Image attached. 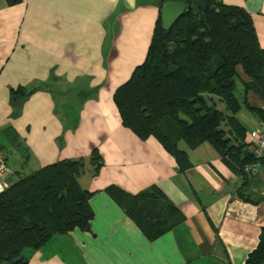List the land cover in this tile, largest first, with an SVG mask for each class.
I'll return each instance as SVG.
<instances>
[{
	"label": "crops",
	"instance_id": "1",
	"mask_svg": "<svg viewBox=\"0 0 264 264\" xmlns=\"http://www.w3.org/2000/svg\"><path fill=\"white\" fill-rule=\"evenodd\" d=\"M213 1L245 10L264 50V0ZM159 16V0H0V153L10 171L5 183L82 159L86 168L78 183L92 193L89 230L25 249L28 264H242L256 247L264 222V158L243 188L244 196L258 200L255 205L237 198L241 178L210 145L190 150L179 142L190 163L180 171L154 137L140 140L121 124L114 91L144 61ZM236 71L241 97L234 96L253 115L243 124L241 109L237 114L252 153L264 120L250 109L264 116V103L244 92L247 78L240 67ZM15 91L23 96L14 98ZM93 150L102 161L96 176L88 164ZM151 187L183 216L154 240L107 193L115 188L135 196Z\"/></svg>",
	"mask_w": 264,
	"mask_h": 264
},
{
	"label": "trees",
	"instance_id": "2",
	"mask_svg": "<svg viewBox=\"0 0 264 264\" xmlns=\"http://www.w3.org/2000/svg\"><path fill=\"white\" fill-rule=\"evenodd\" d=\"M5 1L8 5L20 2ZM159 2L160 9L165 2H182L186 10L165 30L159 16L144 61L114 91L121 124L140 140L154 137L180 171L190 163L178 148L179 142L190 150L210 145L241 178L237 198L256 205L258 200L243 195L250 176L244 169L262 159L255 158L244 142L245 128L237 119L241 105L234 96L236 68L240 67L247 78L244 92L264 103V50L259 47L251 18L241 8L213 0ZM12 96L19 98L23 93L15 91ZM213 97L223 104L224 111L216 108ZM250 111L264 120L259 110ZM88 164L96 176L102 167L96 150ZM85 168L82 159L63 160L7 185L0 193V264H28L25 249L39 250L55 235L89 230L92 193L78 183ZM107 193L149 240L183 220L156 187L135 196L115 188ZM242 264H264V222L256 247Z\"/></svg>",
	"mask_w": 264,
	"mask_h": 264
},
{
	"label": "built area",
	"instance_id": "3",
	"mask_svg": "<svg viewBox=\"0 0 264 264\" xmlns=\"http://www.w3.org/2000/svg\"><path fill=\"white\" fill-rule=\"evenodd\" d=\"M252 154L255 156V158H264V124H262L259 128L257 140L253 148ZM244 171L248 175H253L258 171V164L247 166L245 167ZM9 173L10 171L6 166L4 159L0 153V193H2L7 187V184L5 183V178L9 175Z\"/></svg>",
	"mask_w": 264,
	"mask_h": 264
},
{
	"label": "water",
	"instance_id": "4",
	"mask_svg": "<svg viewBox=\"0 0 264 264\" xmlns=\"http://www.w3.org/2000/svg\"><path fill=\"white\" fill-rule=\"evenodd\" d=\"M185 10L182 2H165L160 9L161 28L168 29Z\"/></svg>",
	"mask_w": 264,
	"mask_h": 264
},
{
	"label": "rangeland",
	"instance_id": "5",
	"mask_svg": "<svg viewBox=\"0 0 264 264\" xmlns=\"http://www.w3.org/2000/svg\"><path fill=\"white\" fill-rule=\"evenodd\" d=\"M241 77H243L242 75H241ZM235 92H236V96L238 97V98H240L241 97V95L239 96V94H240V91H238V89H236L235 90ZM243 95V94H242ZM239 100H242V98L241 99H239ZM223 107V104L222 105H220L219 106V108L222 110V111H224V109L222 108ZM216 108H217V106H216ZM221 111V112H222ZM250 118V119H252L253 118V115H251L250 113H248L245 109H244V107H242L241 108V111H240V114H239V116H238V118L242 121V120H244V118ZM243 122V121H242ZM243 124H245L244 122H243ZM223 127H225L224 125H223ZM22 177V176H21Z\"/></svg>",
	"mask_w": 264,
	"mask_h": 264
}]
</instances>
